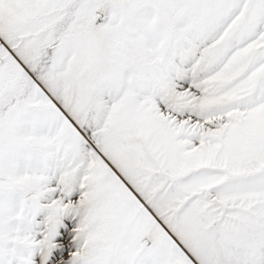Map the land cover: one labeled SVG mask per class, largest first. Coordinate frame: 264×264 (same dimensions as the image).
Instances as JSON below:
<instances>
[{"label": "snow or ice", "instance_id": "obj_1", "mask_svg": "<svg viewBox=\"0 0 264 264\" xmlns=\"http://www.w3.org/2000/svg\"><path fill=\"white\" fill-rule=\"evenodd\" d=\"M0 264H264V0H0Z\"/></svg>", "mask_w": 264, "mask_h": 264}]
</instances>
